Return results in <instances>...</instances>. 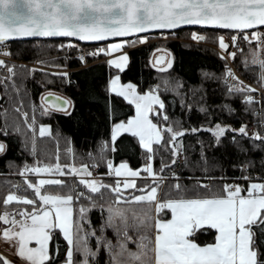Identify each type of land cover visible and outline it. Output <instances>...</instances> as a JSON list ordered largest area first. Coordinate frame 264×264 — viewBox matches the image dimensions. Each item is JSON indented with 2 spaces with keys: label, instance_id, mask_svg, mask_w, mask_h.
<instances>
[{
  "label": "snow or ice",
  "instance_id": "snow-or-ice-1",
  "mask_svg": "<svg viewBox=\"0 0 264 264\" xmlns=\"http://www.w3.org/2000/svg\"><path fill=\"white\" fill-rule=\"evenodd\" d=\"M187 24L220 25L237 30L245 41H250L251 33V39L258 47L252 49L250 44L251 58L245 57L242 66L246 70L248 67L259 68L256 75L259 87L241 80L230 67L226 68L223 80L229 96H243L244 111L257 116L256 127L250 130L247 121L238 128L217 122L211 131L217 146L222 144L226 130H231L242 138L250 139L254 149H264V32L251 31L253 26H264V0H0V85L5 90L0 96L7 95L10 89L17 93L20 91L16 64L4 58L12 54L7 46L10 38L60 37L63 42L54 46L65 49L77 47L74 38L93 41L125 37L91 53L93 56L100 53L110 55L123 49L130 42L129 36L145 41L149 37L143 33L157 29L173 30ZM192 35L205 38L199 33ZM240 39L241 36L230 37L237 50L240 49ZM218 40L223 49L232 46L225 43L223 35ZM229 55L236 58V52ZM78 58L86 63L83 49ZM128 60V53L124 52L108 63L115 65L117 70H123ZM32 70L36 71L35 68ZM53 74L69 76L68 72ZM158 89L157 85L141 90L132 81L121 82L119 74L109 80L108 91L128 101V106H134L135 111L133 115L124 114L125 118L119 119L115 105L110 101L107 113L112 121L110 138L100 141L99 151H89L88 156L106 162L109 170L114 169L115 174L124 179L107 183L103 176L97 178L89 164L77 165L74 162V153L73 162L67 165L60 163L58 153L55 163L41 164L36 160L30 165L27 160L24 162L19 169L24 183L15 185L17 189L24 188V194L9 190L0 200V245L17 259L0 252V264H100L101 252L107 254L105 264H264V178L259 174L256 178L248 175L241 177L249 181L247 185L224 182L217 187L211 183L212 179L226 181L230 178L201 176L195 187L207 191L193 194V188L182 186L178 173L171 171L169 178L176 182L165 185L163 173L174 168L179 157L177 138L187 131L199 130H177L169 124L166 101ZM257 92L259 96L251 94ZM23 103L20 100L13 104V110L20 114L23 125L10 122L8 108L0 105L3 115L0 135H19L22 137V149L36 156L37 139L46 133L51 134V125L37 124V106L33 103L30 113L24 110ZM74 107L70 98L52 92L41 95L42 115L52 110L68 113L69 108L74 110ZM224 107L229 113L235 111L231 105ZM126 133L137 137L145 150V163L139 168L130 167L127 161H121L117 166L107 158V153L116 151L118 137L122 138L121 134ZM230 140L238 144L236 135ZM239 147L241 151H247L242 145ZM6 148V142L0 140V153ZM160 149H167L171 159L168 164H163L161 157V167L157 170L154 161ZM68 151L72 153L73 150L70 148ZM202 158L207 164L208 158L203 150ZM253 163L247 161V166H234L244 172L250 171ZM30 173L36 175L30 179ZM58 173L78 179L73 187H69L64 180L46 179L41 175ZM137 178L147 183L138 185ZM192 179L196 180V177ZM29 189L31 196L27 194ZM105 191L112 199L98 203L97 198L102 200ZM85 200L87 205L81 202ZM74 202L78 203V219L73 214ZM23 205L30 206V210ZM89 207L100 211L102 223L94 225L87 217ZM165 209L170 210L171 218H161ZM109 228L115 240L107 235ZM213 230L215 235L211 242L199 240L201 232L211 234ZM57 231L66 241L63 253L56 237ZM130 243H135L136 247H129Z\"/></svg>",
  "mask_w": 264,
  "mask_h": 264
},
{
  "label": "trees",
  "instance_id": "trees-1",
  "mask_svg": "<svg viewBox=\"0 0 264 264\" xmlns=\"http://www.w3.org/2000/svg\"><path fill=\"white\" fill-rule=\"evenodd\" d=\"M192 31L205 33V38L192 37ZM160 34L162 32L155 34V36ZM163 35L166 36L163 41H149L131 46L127 44L123 49L128 53L129 60L123 70H117L108 63L109 59L106 56L109 54L91 55L94 51L93 48L97 45L75 41L77 47L59 49L54 45L63 42L62 38L9 42L11 56L14 58V61L11 62L16 64V80L17 86L20 88L18 93L10 89L7 95L0 96V105L8 108L9 119L13 117L15 122L23 125L20 114L13 110V104L23 100L24 110L31 113L33 103L38 105L39 98L47 89L59 91V94L70 98L75 107L74 110L70 108L68 113L52 110L49 114L44 115L38 112L36 107L37 124L51 125V134L46 133L44 137H38L37 139L36 156H33L30 151L22 149V137L19 135L11 134L7 137L0 135V140L5 141L7 144L6 151L0 153V200L5 197L9 190L24 194V188L17 189L15 187L17 182L23 184L24 181L23 176L15 173L14 168H20L26 160L29 164H33L36 160H39L41 164L55 163L57 153L61 164L72 163L74 153L75 163L89 164L91 170L96 169V173L100 177L103 176L107 183H114L117 180L114 173L112 176L103 175L109 172L106 162L97 161L88 156L89 151L93 153L99 151L100 141L110 138L112 121L110 116L107 115L110 101L114 103L115 114L119 119H124V114H133V106L130 108L128 101L121 100L117 95L108 91L109 80L116 73H119L122 81H132L141 90H148L149 87L158 85L159 94L167 105V115L169 117L167 122L177 130L181 128H196L199 130L197 132L187 131L182 137L177 138L180 148L183 149L184 157H187V159H185L184 164L178 167L176 172L180 177L181 185H188L193 188V194L207 191L195 187L201 176L212 178L226 176L230 178L226 181L212 179L211 183L217 187L224 182L247 185L249 181L241 177L248 175L256 178L259 174L260 177L264 178V166H262L264 165V149H254L250 139L242 138L231 130H226L222 144L217 146L213 139L214 133L210 130L217 122L232 125L235 128H238L243 121H247L249 127L251 125L256 126L257 116L244 111L246 105L243 102V96L241 94L228 95L226 85L223 82L227 61L220 52L222 48L219 46L218 37L223 35L225 43H228L227 40L230 37L241 36L239 50L234 46L235 42L231 41L235 49L230 50L229 47L222 51H227L228 58L237 66L243 76L257 83L258 68L248 67L246 70L242 66L244 58L251 54L250 44L252 49L255 48L254 40L250 38V41H245L238 31L230 32L209 28H185L170 33L163 32ZM161 44L172 55V64L169 69L164 71L158 70L150 63L152 52ZM106 45L107 42H104L98 46L106 47ZM81 49L88 50V53L83 52L86 56V63L81 62L78 58L81 55ZM230 52H236L235 59L229 55ZM40 61L45 62L40 63ZM39 63L49 68L55 67L58 70H42L37 66ZM21 65L25 67H20ZM33 68L36 71H33ZM61 72H68L69 76L53 74ZM4 91L3 86L0 85V93ZM224 105H231L235 111L229 113ZM202 109H206V111ZM9 121L13 122L12 120ZM2 122L3 115L0 113V123ZM28 135L30 137L31 133L29 132ZM121 135L122 138L118 137L117 139L116 151L107 153V158H111L114 165L121 161H127L130 167L139 168L145 163V150L133 134ZM233 135H236L238 144L231 142L230 138ZM239 145H242L247 151H241ZM70 148L73 150L72 153L68 151ZM202 150L208 158L207 164L204 163L202 158ZM161 157H163V164H168L171 153L167 149H160L156 152L154 167L157 170L161 167ZM247 161H254L250 171L241 172L239 167L234 166L239 164L247 166ZM215 164L222 165V167H213ZM170 170L171 168L163 173L165 180L169 179ZM55 175L57 176L56 179L64 180L69 187H73L76 178L60 173ZM192 177H196V180H193ZM173 180L165 181V185L174 184L176 181ZM143 183H147V181L141 178L137 180L138 185ZM163 187L166 191L167 188ZM64 190L66 191V189ZM128 191L131 192L132 190L129 189ZM27 194L31 196L30 189ZM111 199V195L105 191L103 199L97 198V202L107 203ZM81 202L88 204L86 200ZM23 206L29 207L30 210V206ZM136 207L139 208V206ZM73 210L74 217L78 219L77 202H74ZM86 215L94 225L102 223V217L98 209L89 207ZM169 215L170 212L165 209L161 218H168ZM85 226L87 227V225ZM107 235L115 240V235L110 228L107 230ZM214 235V230L211 234L201 232L199 240L201 242H211ZM56 237L59 239L61 252L63 253L66 241L59 231L56 232ZM92 245L93 247L96 246L94 239ZM129 247L135 248L136 245L130 243ZM106 260V252H101L100 264H105Z\"/></svg>",
  "mask_w": 264,
  "mask_h": 264
},
{
  "label": "rangeland",
  "instance_id": "rangeland-1",
  "mask_svg": "<svg viewBox=\"0 0 264 264\" xmlns=\"http://www.w3.org/2000/svg\"><path fill=\"white\" fill-rule=\"evenodd\" d=\"M256 30V29H255ZM255 30H253V31H255ZM256 32H259V31H256ZM193 33H199L202 37H204L205 36V33H202V32H198V31H192V33H191V35L193 34ZM157 34V33H156ZM192 37H194L193 35H192ZM164 38H166V36L165 35H163V34H160L159 36H152V37H149L147 40H145V41H137L136 40V38H133V39H131V40H129L130 42L128 43V46H131V45H140V44H142V43H146V42H149V41H157V40H161V41H163L164 40ZM197 38V37H196ZM250 38H251V35H250ZM113 42H115V40H113V41H109V42H107V44H109V43H113ZM160 42V41H159ZM227 42H228V40H227ZM254 42H255V40H254ZM102 44V43H101ZM95 45H97L95 48H93V50H95V49H98V48H103V46H98V45H100V44H95ZM255 48L254 49H256L257 47H258V45L256 44V42H255ZM219 46H220V44H219ZM220 50V49H219ZM222 50H225V49H223L222 48ZM222 50H220V52L221 53H226L227 54V51H222ZM84 51H86L85 53H88V50H84L83 49V52ZM124 52H126V50H124V49H121V50H117V51H115V52H112L110 55H108V56H106V58L107 59H109V60H111L112 58H114V57H116V56H119V55H122ZM165 55L166 56V59H165V61H164V63H162V64H160V65H157V64H155L154 63V61H153V59H154V57H156V56H160V55ZM251 55H252V53L250 54V56L248 55L247 57H249V58H251ZM12 57V56H11ZM108 60V61H109ZM12 60H10V62H11ZM150 63H151V65L153 66V67H155V68H157L158 70H167V69H169V67L171 66V64H172V55H171V53L170 52H168L163 46H162V44L160 45V46H158L153 52H152V54H151V57H150ZM37 66H39L41 69H47V70H58V69H56L55 67H52V68H49L48 66H46V65H41L40 63L37 65ZM111 66H113V67H115V65H111ZM116 68V67H115ZM258 68V67H257ZM258 73H259V68H258ZM257 73V74H258ZM117 74H119V73H116V74H114V75H112V77H114V76H116ZM121 82H124V81H122L121 80ZM109 84V83H108ZM46 92H55V93H60L59 91H56V90H53V89H47V90H45L44 92H43V94L44 93H46ZM37 106V108H38V112H40L41 113V99L39 98V104L38 105H36ZM13 107V106H12ZM134 111H135V109H134V106H133V114H134ZM36 112V111H35ZM133 114H131V115H133ZM9 120H12L13 122H14V120H13V117L11 118V119H9ZM161 122V124H163V121H160ZM216 126V125H215ZM215 126H213V127H211L210 128V130L212 129V128H215ZM212 133H214V132H212ZM141 147H142V145H140ZM145 162V161H144ZM77 165L79 164V163H76ZM120 164V162L117 164V166ZM31 165V164H30ZM23 166H21L20 168H22ZM20 168H14L15 169V173H17V174H20V172H19V169ZM14 171V170H13ZM21 175V174H20ZM42 175V177H48V178H46V179H50L49 178V176L50 175H48V174H41ZM22 176V175H21ZM33 176H34V174H29V177L30 178H33ZM171 178H169V179H167V180H165V181H168V180H170ZM122 180V179H121ZM173 181H175V180H173ZM163 187V186H162ZM73 214H74V210H73ZM62 234V233H61ZM34 243V242H33ZM131 244H134V245H136L135 243H131ZM4 247V246H3ZM4 249H5V251H7V252H9V253H12L11 251H8V250H6V248L4 247ZM13 254V253H12Z\"/></svg>",
  "mask_w": 264,
  "mask_h": 264
},
{
  "label": "water",
  "instance_id": "water-1",
  "mask_svg": "<svg viewBox=\"0 0 264 264\" xmlns=\"http://www.w3.org/2000/svg\"><path fill=\"white\" fill-rule=\"evenodd\" d=\"M261 27H264V26H253V28L251 30H255V29H258V28H261ZM185 28H209V29H217V30H225V31H230V32H234V31H237V30H229V29H226L224 28L223 26H220V25H215V26H204V25H196V24H187V25H180V26H177L176 29H173V30H151L147 33H143V34H146V35H149V34H156V33H161L162 31L163 32H167V33H170V32H174L176 30H179V29H185ZM135 36H129L127 37V39L129 38H133ZM43 37H24V38H10L9 42L11 41H15V40H31V39H42ZM56 38H60V37H56ZM121 38H125V37H117V38H102L100 40H93V41H82V40H79V38H74L76 42H79V43H83V44H88V45H95V44H101V43H104V42H109V41H113V40H117V39H121ZM47 39H52V38H47ZM165 58L166 56L163 54V55H160V56H156L154 57L153 61L155 64L157 65H160L162 63H164L165 61ZM48 92L44 93L45 95L47 94ZM54 93L55 95H58V96H63L59 93H55V92H52ZM66 97V96H64ZM41 99V97H40ZM70 109V108H69ZM54 111H57V110H54ZM62 112V111H60Z\"/></svg>",
  "mask_w": 264,
  "mask_h": 264
},
{
  "label": "built area",
  "instance_id": "built-area-1",
  "mask_svg": "<svg viewBox=\"0 0 264 264\" xmlns=\"http://www.w3.org/2000/svg\"><path fill=\"white\" fill-rule=\"evenodd\" d=\"M255 31L264 32V27L258 28V29H256ZM228 43H229L230 45H232V42H231L230 39H228ZM7 46L10 48L9 43H7ZM234 49H235V47L232 45V46L230 47V50H234ZM0 54H2V53H0ZM222 55L225 57V59H226V61H227V66H226V68H227V67L232 68V69L234 70V72H235L237 75H239L240 79L243 80V81H245L247 84H253L255 87H259V84H257L256 82H254V81H252V80H250V79L244 77V76L239 72L237 66L234 65V64L230 61V59L228 58V56H227L226 53H222ZM4 58L7 59L8 61H10V60L14 61V58H12L11 55H10V56H4ZM226 68H225V70H226ZM223 82H224V80H223ZM224 83H225V82H224ZM251 94L256 95V96H259V93H258V92H257V93H251ZM184 163H185L184 152H183V149H182V148H179V157H178V159H177V162H176L175 167H174V168H171L170 172H171V171H176V170L178 169V167H179L180 165L184 164ZM92 171H93L94 175H95L97 178L100 177V176L96 173V169H92ZM109 172H111V174L108 175V176H112V175H113V171H112V170H109ZM109 172H108V173H109ZM76 179H78V178H76ZM165 179H166V178H165ZM17 183H18V182H17ZM17 183H16V184H17ZM16 184H15V185H16ZM73 186H74V185H73Z\"/></svg>",
  "mask_w": 264,
  "mask_h": 264
},
{
  "label": "crops",
  "instance_id": "crops-1",
  "mask_svg": "<svg viewBox=\"0 0 264 264\" xmlns=\"http://www.w3.org/2000/svg\"><path fill=\"white\" fill-rule=\"evenodd\" d=\"M250 35H251V33H250ZM250 35H249V36H250ZM137 139H138V138H137ZM117 164H118V163H117ZM117 164H115V165H117ZM112 171H113V173L115 174L114 169H113ZM34 175H36V174H34ZM115 177H116L117 179H124V177H118L116 174H115ZM43 178H48V177H43ZM49 178H50V179H56L57 176H56V175H50ZM138 179H139V178H137V180H138ZM167 210H168V209H167ZM168 211L170 212V210H168ZM168 218H171L170 215H169ZM0 252H3L4 255L10 257L11 259H14V260L17 259L16 256H15L14 254L5 251L3 245H0ZM18 264H19V262H18Z\"/></svg>",
  "mask_w": 264,
  "mask_h": 264
},
{
  "label": "bare ground",
  "instance_id": "bare-ground-1",
  "mask_svg": "<svg viewBox=\"0 0 264 264\" xmlns=\"http://www.w3.org/2000/svg\"><path fill=\"white\" fill-rule=\"evenodd\" d=\"M166 59V58H165ZM235 65V64H234ZM224 73H225V70H224ZM244 77H246V76H244ZM247 78V77H246ZM249 79V78H248ZM251 80V79H250ZM254 127H256V126H254V125H251L250 127H249V129L251 130V128H254Z\"/></svg>",
  "mask_w": 264,
  "mask_h": 264
},
{
  "label": "flooded vegetation",
  "instance_id": "flooded-vegetation-1",
  "mask_svg": "<svg viewBox=\"0 0 264 264\" xmlns=\"http://www.w3.org/2000/svg\"><path fill=\"white\" fill-rule=\"evenodd\" d=\"M155 34H149L148 36H154Z\"/></svg>",
  "mask_w": 264,
  "mask_h": 264
}]
</instances>
